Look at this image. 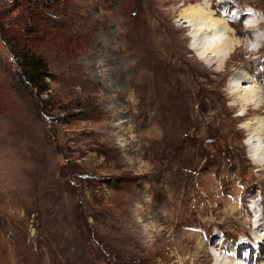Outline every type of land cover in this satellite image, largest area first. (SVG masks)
<instances>
[{
    "label": "rangeland",
    "instance_id": "1",
    "mask_svg": "<svg viewBox=\"0 0 264 264\" xmlns=\"http://www.w3.org/2000/svg\"><path fill=\"white\" fill-rule=\"evenodd\" d=\"M209 1L238 23L221 69L179 18L205 0H0V264H213L253 241L264 165L246 127L264 117L228 88L241 69L264 85V47L232 36L252 14L264 40V0ZM18 33L41 95L3 42Z\"/></svg>",
    "mask_w": 264,
    "mask_h": 264
},
{
    "label": "bare ground",
    "instance_id": "2",
    "mask_svg": "<svg viewBox=\"0 0 264 264\" xmlns=\"http://www.w3.org/2000/svg\"><path fill=\"white\" fill-rule=\"evenodd\" d=\"M208 3H210V1L205 0V6L197 4L193 7L183 10L180 13L179 18L186 28L187 27L192 28V35L194 36V44L200 42L201 39L202 47L199 49L197 47H193V49L196 51L197 59L207 65L214 64L216 65L215 68L221 69L226 64L227 60L231 59V55L232 54L234 55V53L236 52V48L240 44V42L238 43L237 41H234L232 38L231 39L228 38V36L224 37L225 34H228L227 27H230V24L238 25V23H234L232 20H227L226 22L224 19L219 18V16L215 17L216 15H218V13L214 11L212 12V10L208 8L209 6ZM219 3H221L222 6L221 5L219 6H221L223 10L227 11V9H229L230 3L228 0H221V2ZM233 9H235V14L233 15V20H235L238 16V9L237 7H233ZM251 13H253V10ZM248 16L250 19L252 17V19L254 20L248 22L247 25H244L245 28L243 31L241 29L240 30L236 29L235 33H233L232 36L235 37V35L237 34L239 35L247 34L251 42L259 43L258 45H260V48H258V50L257 48L256 50L252 49L250 50V53L251 52L253 54L259 53L261 51L260 49L264 47L263 44L264 40L262 39L263 37L259 34L251 35L250 32L254 30H259L262 27L260 22H258L257 19L252 16V14L251 15L248 14ZM250 69L251 68H248V72L250 71ZM248 74L245 70L241 69L239 72L235 74L233 81L229 85L228 95L230 96V99L232 101L231 106L240 107L242 110L246 109L247 111L249 110L251 112L257 111V113H260L261 116L264 117V85L262 84L258 86L253 85L257 81L255 79L257 76L253 78ZM246 80L247 83H250L249 87L243 86ZM254 122L255 123L250 124L246 127L248 128L249 131L251 130L252 133L250 140L251 142H249V145L251 143L252 147L253 146L255 147L254 151L257 152L258 155L257 158H254L255 159L254 163L256 165L258 164L259 166L260 165L263 166L264 161L260 162L261 159L259 157L263 155L264 148H260L259 142L262 139H263L262 142H264V118L262 117L257 118L256 121ZM254 221H255L254 230L255 232H257V234L253 235V240L256 241L257 243H261L260 249L258 247H255L256 259L254 264H264V259H262V253H261L263 249L262 246L264 244V210L263 209H262V213H258V216ZM183 238L179 237V243L181 244L185 243ZM198 248L199 250L203 251L202 244ZM237 249H241V247H238V244H235L232 252L230 251L231 254L223 257H218L217 259H215V262L213 264H238Z\"/></svg>",
    "mask_w": 264,
    "mask_h": 264
},
{
    "label": "trees",
    "instance_id": "3",
    "mask_svg": "<svg viewBox=\"0 0 264 264\" xmlns=\"http://www.w3.org/2000/svg\"><path fill=\"white\" fill-rule=\"evenodd\" d=\"M30 30L31 29L26 31L27 34L31 33ZM24 34L23 36L26 37ZM19 35L20 34L18 33L14 34V36L9 37V43L5 38H3V42L6 41V44H8L9 51L13 53L14 58L12 59L17 62V65L19 66L20 72L22 73L25 81L28 82L32 89L38 90V94L41 95L47 90V85L43 84L45 80L44 72L46 65L44 61L36 57L33 52H28L24 48V45L21 44V42H19V40L17 39ZM10 43L13 44L14 48L10 46ZM42 85L43 87L40 88V86Z\"/></svg>",
    "mask_w": 264,
    "mask_h": 264
}]
</instances>
